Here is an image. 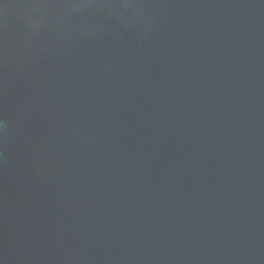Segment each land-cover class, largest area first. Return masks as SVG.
Masks as SVG:
<instances>
[{
    "label": "water",
    "instance_id": "water-1",
    "mask_svg": "<svg viewBox=\"0 0 264 264\" xmlns=\"http://www.w3.org/2000/svg\"><path fill=\"white\" fill-rule=\"evenodd\" d=\"M0 264H264V0H0Z\"/></svg>",
    "mask_w": 264,
    "mask_h": 264
}]
</instances>
